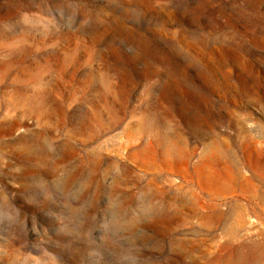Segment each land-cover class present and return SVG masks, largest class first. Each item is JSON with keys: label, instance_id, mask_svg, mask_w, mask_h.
I'll use <instances>...</instances> for the list:
<instances>
[{"label": "rangeland", "instance_id": "rangeland-1", "mask_svg": "<svg viewBox=\"0 0 264 264\" xmlns=\"http://www.w3.org/2000/svg\"><path fill=\"white\" fill-rule=\"evenodd\" d=\"M0 264H264V0H0Z\"/></svg>", "mask_w": 264, "mask_h": 264}, {"label": "bare ground", "instance_id": "bare-ground-1", "mask_svg": "<svg viewBox=\"0 0 264 264\" xmlns=\"http://www.w3.org/2000/svg\"><path fill=\"white\" fill-rule=\"evenodd\" d=\"M165 154H166V156L167 157H170V150H166L165 151ZM210 159V158H209ZM209 159H208V161H209ZM208 161H207V163H208ZM204 170H206L208 173H207V175H208V178L210 179V182H212V181H214L215 179L213 178V174H212V172L206 167V164H205V166H204Z\"/></svg>", "mask_w": 264, "mask_h": 264}]
</instances>
